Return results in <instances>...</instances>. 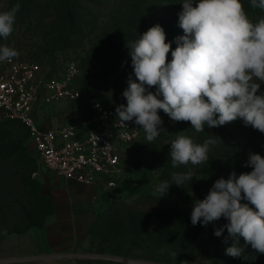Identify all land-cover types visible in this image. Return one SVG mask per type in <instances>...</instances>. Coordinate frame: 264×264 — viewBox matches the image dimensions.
<instances>
[{
  "label": "rangeland",
  "instance_id": "rangeland-1",
  "mask_svg": "<svg viewBox=\"0 0 264 264\" xmlns=\"http://www.w3.org/2000/svg\"><path fill=\"white\" fill-rule=\"evenodd\" d=\"M17 3L21 7L16 13L14 31L7 40L0 38V45L14 48L18 52L16 59L40 63L46 73L60 74L68 61H75L80 73L74 85L96 97L103 106L112 108L126 105L122 93L127 88L129 76L135 79L126 45L156 24L165 30L167 41L172 42V50L176 47L175 38L184 34L178 26L182 0H0V12L12 9ZM242 4L254 22L264 17V12L250 7V0H242ZM171 59L169 52L167 60ZM151 90L155 91V88ZM260 92H264V84H261ZM50 108H55V117L64 115L62 124L89 123L94 115L86 100L48 106L45 115L49 114ZM159 115L163 121L159 136L147 144L144 133L136 142L124 146L121 172L115 177L116 186L107 187L105 182H98L93 187L96 197L91 196L88 207L98 216L114 202H132L142 196L167 199L171 201L170 206L177 209L170 211L167 217L171 235L166 243L152 246L148 242L139 247L126 243L122 252H117L119 240L110 242L102 234H89L90 227L86 238L73 252L57 256L36 247L35 234L40 229L33 227L24 234L0 239V264H60L66 260H73V264H213L216 243L211 237L210 224L203 227L187 253L173 240L183 227L179 205L204 199L215 181L224 178L225 172L229 174L228 167L234 169L238 161L227 163L222 155L229 143L236 152L245 153L237 176L250 172L252 168L244 164L249 153L264 156V133L245 126L240 119L224 126H205L204 132L196 133L190 122H173L162 110ZM4 122L0 120V125ZM7 130L6 135L0 133V219L2 214H22L17 200L30 208L34 192L31 182H40L41 191L46 194L48 184L53 181L51 174L40 165L30 139L19 144L22 130L17 125ZM177 135L190 136L196 143L216 136V144L208 153V162L173 168L169 151L171 141ZM29 158L35 161L30 162ZM189 170L194 174L190 182L182 187L172 185L162 198L155 193L157 184L171 181L172 172ZM33 172L37 173L36 177ZM207 172L210 177L206 179ZM226 223L225 218L219 219L220 226ZM222 234H228L227 230ZM172 252L177 254L176 259L171 256Z\"/></svg>",
  "mask_w": 264,
  "mask_h": 264
},
{
  "label": "clouds",
  "instance_id": "clouds-1",
  "mask_svg": "<svg viewBox=\"0 0 264 264\" xmlns=\"http://www.w3.org/2000/svg\"><path fill=\"white\" fill-rule=\"evenodd\" d=\"M181 4L178 26L184 34L175 38L174 50L159 24L126 45L135 79L130 75L127 80L122 93L126 105L117 106V118L124 126L129 121L139 125L147 144L163 129L160 110L173 122H190L196 133L237 119L264 133V92H260L264 17L250 19L242 0H182ZM20 7L17 3L0 12V38L7 40L13 33ZM250 7L264 12V0H250ZM17 56L14 48L0 45V62ZM215 137L196 143L190 136L177 135L170 144L171 166L208 162ZM245 166L252 170L217 179L204 199L194 201L190 217L193 226L225 218L227 223L214 235L220 237L227 230L225 243L228 238L233 243L225 254L233 258L243 257L248 246L264 254V156L249 153ZM193 176L191 170L172 172L171 181H161L154 191L162 198L172 185L182 187ZM171 256L177 258L175 252Z\"/></svg>",
  "mask_w": 264,
  "mask_h": 264
},
{
  "label": "built area",
  "instance_id": "built-area-1",
  "mask_svg": "<svg viewBox=\"0 0 264 264\" xmlns=\"http://www.w3.org/2000/svg\"><path fill=\"white\" fill-rule=\"evenodd\" d=\"M79 73L73 60L60 74L46 73L34 61L14 58L0 62V120L19 121L27 128L39 163L50 174L86 186L105 182L114 187L121 172L122 148L139 140L144 131L132 121L124 126L116 108L103 106L78 89L74 82ZM81 100L94 113L89 123L67 122L47 128L37 118L42 108Z\"/></svg>",
  "mask_w": 264,
  "mask_h": 264
},
{
  "label": "trees",
  "instance_id": "trees-1",
  "mask_svg": "<svg viewBox=\"0 0 264 264\" xmlns=\"http://www.w3.org/2000/svg\"><path fill=\"white\" fill-rule=\"evenodd\" d=\"M17 1L21 2L23 0ZM14 125H17L22 130V139L19 144L23 145L25 141L30 139V136L27 128L19 121H5L2 126L0 125V133L6 135L7 129ZM222 155L226 158L225 162L227 163L238 161L234 169L228 167L229 174L225 172L224 176L227 179L230 173L234 171L237 174V171L242 168L240 161L243 159L245 153L236 152L231 143H229L226 151L222 152ZM28 161L32 162L35 160L29 158ZM205 177L206 179L209 178L210 174L207 172V176ZM206 179L204 183H206ZM29 180L28 178L26 181L28 182ZM26 185L30 186L28 183ZM31 185V188L34 190L32 205L28 209L21 201L17 200L18 205L23 209L21 215L14 214L8 216L2 214V218L0 219V239L7 235L24 234L33 227L42 228L47 218L54 213V200L41 191L40 182L33 181ZM170 204L171 201L167 199H156L152 196H142L132 202H114L105 212L97 216V220L91 226L89 234H102L103 238L110 242L119 240V245L115 250L117 252H122L126 243H130L136 247L145 245L148 242H151L152 246H155L156 243L164 244L171 235L167 217L170 211L177 209V207L170 206ZM181 204L179 205V211L181 212L179 215L183 220V227L185 228L183 230L182 227L177 237H174L173 240L177 243L178 247L180 246L184 250V253H187L189 245L200 235L204 226L200 224L196 226L192 225L190 217L193 204ZM218 222L219 220L209 223L211 237L216 243L212 257L213 264H264V254L256 253L250 246L246 248L243 257L233 258L227 256L225 249L232 245L233 240L228 238L227 243H225V238L228 237V234H222L220 237L214 235V231L222 227ZM240 244H244L242 238L240 239Z\"/></svg>",
  "mask_w": 264,
  "mask_h": 264
},
{
  "label": "crops",
  "instance_id": "crops-1",
  "mask_svg": "<svg viewBox=\"0 0 264 264\" xmlns=\"http://www.w3.org/2000/svg\"><path fill=\"white\" fill-rule=\"evenodd\" d=\"M46 108L37 112L39 122L47 128L62 125L64 115L55 117V108H50L49 114L45 115ZM51 176L53 181L51 185L48 184L46 195L53 198L55 211L47 218L45 225L39 228L40 232L35 234V241L40 250L58 256L73 252L78 243L86 238L89 228L97 218V214L88 207L91 196L96 197V194L91 186L68 181L53 174ZM72 261L66 260L60 264H73Z\"/></svg>",
  "mask_w": 264,
  "mask_h": 264
}]
</instances>
